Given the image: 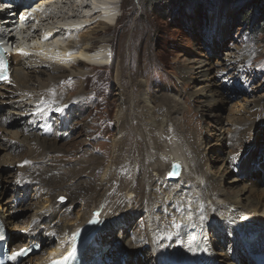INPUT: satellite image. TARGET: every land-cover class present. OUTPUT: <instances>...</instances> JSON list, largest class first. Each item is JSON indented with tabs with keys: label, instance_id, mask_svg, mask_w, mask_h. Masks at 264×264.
<instances>
[{
	"label": "bare ground",
	"instance_id": "bare-ground-1",
	"mask_svg": "<svg viewBox=\"0 0 264 264\" xmlns=\"http://www.w3.org/2000/svg\"><path fill=\"white\" fill-rule=\"evenodd\" d=\"M83 1L49 0L33 5L28 2L30 3L28 10L22 14V19L18 20L22 22L18 25L19 27L15 26L13 13L0 12V37L14 43V46L10 48L11 55H9V62H11L9 73L12 77L9 82L13 81L11 83L13 87L8 86L6 91L1 90L6 88L9 82L0 87V127L3 129L7 125L12 127L15 121L22 120L20 126L27 137H23L19 142L27 150L30 145L29 136L35 138L31 145V158L27 162L22 161L18 169L11 168L12 171H10L3 166L7 164L8 157H12L13 150L20 149L19 145H9L10 152H7V156H2V162H0V168L3 170L0 171V188L2 189L1 184L4 181L6 183L0 190V213L11 233V243L13 237L17 242L12 245L13 252H21L22 249L36 243L44 249L45 255L35 264H48L51 256L69 245L76 229L91 219L97 218L105 223V227L85 252V261L88 264H144L146 261L140 257L143 255H147L146 260L152 257L157 264H222L221 253L225 254L224 264H264V190L257 193V187L249 182L243 183L239 192L229 194V189L221 184L222 180L230 174H236V177L228 181L227 185L236 186L237 183L243 181L240 178H246V182L254 179V175L259 176L258 180H264L263 104L255 102L254 111L247 109L245 119L248 125L247 123L238 125V120L230 130L229 141L234 145L228 150L232 152L245 142L244 139L248 133L242 132L243 129L250 130L253 135L255 133L256 140L253 141L254 145L242 152L231 164L229 173L224 169L212 174L210 171L212 162L210 163L205 156L207 153L205 146L201 147L203 149L201 150L200 144L194 140L196 137L193 138L185 131L183 134L180 132L182 127L177 123L178 121H175L178 119L175 114L179 113V109L174 107L173 102L169 104V107L166 104L155 106L156 111H154L157 113L159 109H167V117L155 114L156 117L151 118L153 116L150 117L149 111L145 110L149 108L146 104L149 100L145 99L147 97H142L146 103L142 105L138 103L140 106L135 105L133 109L135 110L136 107L138 109L133 111L129 91L120 95L122 102L116 117L125 119V122L117 121L118 136L113 142L114 153L111 167L108 166L100 181L92 183L85 174L88 171H94L96 175L98 167L103 163L102 158H86L76 164L58 161V155L61 152L58 142L66 135V131L74 130V127L70 121L56 128H49L46 124L51 119L69 118L67 116L69 103L62 104V97L55 91L58 78L54 80L48 72L73 69V75L79 78L81 72L76 70L77 67L79 69L88 68L89 64L107 68L109 61L115 59L108 48V46L112 48L114 44L112 46L110 44L113 41L111 43L110 40L103 41L100 47L94 49L92 34L81 33L79 42H74L70 36H73L74 32L77 33L80 25L89 24L93 21L92 19L99 22V19L105 20L114 25L117 14L115 13L116 7L113 5L120 1L92 0V4L84 8ZM4 6L5 3L0 1V7ZM17 14L19 17L20 12ZM58 18L61 20L55 22V27L48 24L49 21H56ZM95 24L94 28H102L104 34L106 31L109 34L111 28L108 23L100 26L98 22ZM117 24L118 22L116 26ZM86 28L89 29V26ZM90 31L89 33H92ZM92 48L94 50H91ZM35 58L38 60L34 61ZM30 61L52 67V69L46 68L43 72L48 76L49 82L43 80L40 82L48 83V85L42 86L33 94L26 93L28 84L32 81V76L26 72V66L31 70L34 68V64H30ZM230 63L234 61L231 60ZM204 64L201 63L202 67L197 68L201 70L202 75L206 69ZM124 72L122 64L117 70L118 81H122ZM40 73L34 68L32 79L38 80ZM187 73L191 75V70ZM211 78L210 76L209 80L202 81L204 88L198 90L195 95L203 98L210 116L216 117L213 105L223 103L224 99L221 97L222 93L216 90L215 80H210ZM137 87H140V84ZM15 88L19 89L21 96H32L35 99V102L27 108L28 111L33 112L34 116L27 124H23L24 119L22 118V113L25 112L24 99L23 102H18L17 95L14 93ZM173 101L179 104L177 98ZM4 102L9 103V110L12 112L8 111L5 114V107L1 106ZM75 102L80 103V99ZM248 103H251L250 99ZM126 106L129 111L124 113L122 110L126 109ZM57 109H62V111H57ZM143 110L146 112L141 120L130 117L135 116V112L140 116ZM3 116L7 117L6 122ZM160 125L162 127L158 131ZM135 128L137 141L130 149L129 138L130 134L135 132ZM223 131V128L218 130V142L222 141L220 135ZM8 135L9 133L4 132V135L0 137V146H3L5 151H7L5 139ZM182 138L184 145L179 142ZM246 142L249 143V138ZM182 146L183 148L189 147L187 150L189 154ZM124 150L131 155L127 161L122 156ZM19 157L23 158V156ZM175 161L182 163L184 172L177 181L169 182L166 174ZM220 161L228 163L230 160L222 157ZM126 162L128 164L125 168L123 164ZM254 164H260L263 172H257ZM13 172L16 173L15 177L11 175ZM13 177L14 184L20 193L19 198L11 181ZM33 189L46 197L45 204L48 206L44 204L37 208V215L34 217L38 216V218L34 227L28 232L21 233L22 236L19 234L22 229L15 222L18 219L15 207L17 204L29 201L28 193ZM129 195L133 198L128 199ZM60 197H65L68 203L59 205L58 198ZM77 201L84 202L83 209H80L79 213L76 214L71 208L61 212L72 202ZM196 216H200L199 219ZM143 217L147 218L145 239L137 241L132 238L135 234H130L129 230H132L137 220ZM201 218H203L202 221ZM229 219L232 222L231 225L228 222ZM250 219L258 222L253 229L254 234H257L256 239H247L242 242L241 228L249 224ZM174 223L179 224L180 227H174ZM202 223L203 227H201ZM203 232L206 242L201 240ZM213 238L223 240V243L210 241ZM244 244L248 245L249 253ZM134 259L136 260L133 261ZM245 260L246 262L243 263Z\"/></svg>",
	"mask_w": 264,
	"mask_h": 264
},
{
	"label": "rangeland",
	"instance_id": "rangeland-1",
	"mask_svg": "<svg viewBox=\"0 0 264 264\" xmlns=\"http://www.w3.org/2000/svg\"><path fill=\"white\" fill-rule=\"evenodd\" d=\"M118 1H120L121 7H117L115 4L113 7H116L115 13L118 12L120 18L117 21V26H109L111 28L109 34L107 31L104 34L102 28H94L92 26L89 29H82L79 33L74 32L76 35L70 36L73 41L78 42L83 33L92 34L94 40L92 46L95 49L100 47L103 41L110 40V43L113 41L114 43H109L111 46L114 44L111 52L115 59L111 68L79 69L77 67L78 69L76 70L81 72L79 78L77 75H73V69H59L53 73L48 72L54 80L58 78L55 91L62 97V104L69 103L67 116L73 117L72 126L74 130L66 133L63 139L58 142L61 151L58 155V161L76 164L86 158H102L103 163L98 167L96 175L94 171H88L85 174L92 183L100 181L108 166L111 167L114 153L113 142L118 136L117 121L119 123L125 122V119L116 117L122 102L120 95L129 91L128 94H130V103L133 111L138 109V106L146 103L142 97H147L145 99L149 100L146 103L149 108L145 110L149 111L150 117L151 115L153 116L151 118H155V114L158 116L164 115V118L167 117V109H159L157 113L155 112V106L166 104L169 107L173 102L174 107L179 109V113L175 114V117L178 118L175 121H178L177 123L182 127L180 132L183 134L185 131L190 133L193 138L196 137L194 140L200 144V149L205 146L204 149L207 151L205 156H207L206 158L210 163L212 162L210 165L212 174L224 169L229 173V168L234 162L233 157L238 158L242 152L254 145L253 141L256 140L254 137L255 133L253 135L250 130L243 129L242 132L248 133L244 139L245 142L232 152L228 150L229 147L234 145L229 141L230 130L234 124L236 125L238 120V125L247 123L245 114L248 112V108L255 110V102L264 105V31L251 32L249 31L250 27L246 28L238 21L240 15L245 12H251V7L256 9V0H191V4L189 3L190 5L186 6H182V3L179 2L181 0ZM91 2L92 0H84L83 8L88 7L89 4L91 5ZM172 2L177 5L170 11L172 14L169 15ZM262 4L264 6V2L259 4V6H262ZM262 8L259 7L258 11L254 10L251 14L257 13L258 21H260H257L258 23H264V7ZM60 20L58 18L56 21H49L48 24L54 26L55 22ZM259 27L264 29V26ZM87 29L89 31L91 29L90 32L92 33H89ZM35 60L38 59L35 58ZM231 60L234 63H230ZM34 61L29 63L34 64L35 70L41 72L40 78L33 80L34 68L31 70L26 66V72L32 76V81L29 82L26 91L27 94L37 92L42 86L46 87L48 83H40L42 80L49 82L48 76L43 72L46 68L52 69L51 66L47 67ZM201 63H205L204 65L206 66L203 75L201 70L197 69L200 66L202 67ZM122 64L125 69L124 78L122 77V81H118L117 70ZM190 70L191 75H188L187 72ZM210 76L212 77L210 80H215V85L218 87H216V90L222 93L221 97L224 99L223 103L220 102V104L215 103L213 105L216 117L210 116L211 114L208 112L203 98L195 95L198 90L204 88L202 81L209 80ZM139 84L140 87H137ZM18 90L15 88L14 93L17 95L18 102H23L24 99L23 109L25 108V112L22 113V118L24 119L23 124H27L34 117L33 112L28 111L27 108L35 102V99L32 96H21ZM174 98L178 99L179 104L173 101ZM77 99H80V103L75 102ZM249 99L251 103H248ZM135 105L138 106L134 110ZM1 106L5 107V114L8 111L12 112L9 110V103L4 102ZM127 111L129 110L126 106V109L122 110V112L127 113ZM146 111L143 110L140 116L135 112V116L131 115L130 117L133 119L138 118L139 121V118L140 120L144 118ZM3 119L5 121L7 117L3 116ZM62 122L63 119H54L50 125L56 128ZM21 124L22 120L15 121L12 127L10 125L5 126L4 129L0 127V137L4 135V132L9 133L8 138L5 139L7 151H5L3 146H0V162H2L4 156H7V152H10L11 148L9 145L20 146L19 150H13V158L8 157L7 164L3 166L10 171H12L11 168L18 169L23 162H27L32 156L31 145L35 138L29 136L30 145L27 150L19 142L23 137H27L22 132ZM161 127L160 125L158 131H160ZM221 128L224 129L223 135H220L222 141L218 142V130ZM134 130L135 132L131 133L129 138L130 149L133 148L137 141L136 128ZM248 138L249 143L247 144ZM183 140V138L179 140L180 144ZM182 144L184 145L185 143L182 142ZM25 145L27 146V143ZM183 149L187 152L189 147L187 146ZM19 156H23V158L21 159ZM122 156L127 161L131 155L127 153V150H124L122 151ZM222 157L229 158L230 161L228 163L225 161L224 163L220 161ZM9 160L12 161L10 162ZM127 164L128 162L123 164L125 168ZM259 165L254 166V168L256 167L255 170L263 172ZM0 171H3L2 168H0ZM11 175L15 177L16 173L13 172ZM14 177L11 181L19 198L20 193L14 184ZM235 177L236 174H230L222 180L221 184L226 186V189H229V194L239 192L243 187L242 184L249 182L257 187V193H261L264 190V180H258V175H254V179L246 182V178L242 177L240 180L244 182H239L236 186L227 185V182ZM3 184L6 185L5 181L1 184L2 189ZM2 189L0 188V190ZM9 196H11L10 192ZM63 198L66 199L65 197ZM28 200L17 204V207H15L18 218L15 222L22 229L19 234L28 232L34 227L38 218V216L34 217V215H37V208L42 207L47 201L46 197L35 189L28 193ZM67 203L68 200L66 199V203L61 204L59 202L58 204L65 205ZM83 206L84 202H72L66 209H62L61 212L71 208L77 214L80 209H83ZM228 222L230 225L232 224L230 219ZM146 224L147 218L138 219L136 226L129 230L130 234L136 235V237L134 235L132 238L137 241L145 239ZM210 241L223 243V240H218V238L210 239ZM43 253L44 251L41 256L40 253L32 255L21 264H35L38 259H42L45 255ZM224 255V253L220 254L222 264L226 261H223ZM146 256H140L142 260L146 261L144 264H157L152 257L146 260ZM245 262L246 260L243 263Z\"/></svg>",
	"mask_w": 264,
	"mask_h": 264
},
{
	"label": "trees",
	"instance_id": "trees-1",
	"mask_svg": "<svg viewBox=\"0 0 264 264\" xmlns=\"http://www.w3.org/2000/svg\"><path fill=\"white\" fill-rule=\"evenodd\" d=\"M190 1L191 0H181L179 2L182 3V6H186L189 3L191 4ZM263 2H264V0H256V4H255L256 9H254V7H251L250 8V11H251L250 13L249 12H245L242 15H240V19L238 18L239 19L238 21L241 22V24H243L244 27H246V28H249L250 27L249 28V31H251V32L257 31V30L258 31H264V29L262 27H259V26H264V23H258L260 21H258V18H257V15H256L257 13H254L253 15H251L254 10L258 11V8L259 7H261V9H263L262 8V7H264L263 4H262V6H259V4H261ZM176 5L177 4H175L173 2L171 3V9H169V13H168L169 15L172 14V13H170V11L174 7H176ZM246 17H247V19H245Z\"/></svg>",
	"mask_w": 264,
	"mask_h": 264
},
{
	"label": "water",
	"instance_id": "water-1",
	"mask_svg": "<svg viewBox=\"0 0 264 264\" xmlns=\"http://www.w3.org/2000/svg\"><path fill=\"white\" fill-rule=\"evenodd\" d=\"M178 166V167H175ZM182 174V165L179 161H176L172 164L170 172L167 174V180L172 182V181H177ZM132 196H129L131 198ZM61 201V200H60ZM62 203L65 202V200L61 201Z\"/></svg>",
	"mask_w": 264,
	"mask_h": 264
},
{
	"label": "snow or ice",
	"instance_id": "snow-or-ice-1",
	"mask_svg": "<svg viewBox=\"0 0 264 264\" xmlns=\"http://www.w3.org/2000/svg\"><path fill=\"white\" fill-rule=\"evenodd\" d=\"M45 39H47V37H45ZM22 54H24V55H27L26 53H22ZM6 78V77H5ZM57 111H62V109H57ZM236 159H237V157H233V161L235 162L236 161ZM175 167H178V166H175ZM63 197H61V201H63ZM93 223H96V222H98V221H92ZM174 227H176V228H179L180 227V225L179 224H175L174 223ZM0 239H3V236H2V234H0ZM24 254V251L22 250L21 252H17V253H13V259H15L17 256H20V255H23ZM53 264H56V262L55 261H53Z\"/></svg>",
	"mask_w": 264,
	"mask_h": 264
}]
</instances>
